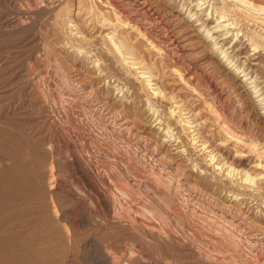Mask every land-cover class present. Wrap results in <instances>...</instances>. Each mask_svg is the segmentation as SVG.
<instances>
[{"label": "bare ground", "instance_id": "bare-ground-1", "mask_svg": "<svg viewBox=\"0 0 264 264\" xmlns=\"http://www.w3.org/2000/svg\"><path fill=\"white\" fill-rule=\"evenodd\" d=\"M99 1L113 14V19L102 16L101 21L103 22L97 26L99 34L96 33V37L98 39L94 41L95 43L90 44L91 48L83 54L85 58H90L93 64L95 62L98 64V60L96 57L93 58L94 56L91 58L89 55H92L91 50L97 49L105 55L109 71L115 77L116 84L114 86L118 90L116 93L118 98L112 102L113 106L105 100L103 93L100 92L101 88L99 89L97 85L94 87L86 78L82 69L73 70L70 64L67 66L71 68L66 66L64 69L67 81L77 86L73 88L74 90L71 89L70 93L74 98H78V101H81L79 100L81 98L87 102L85 104H88L89 109L97 117L95 119H98L99 124L101 122V135L98 136L101 143L97 142L99 152L107 157L112 153L111 158L112 156L116 158V163L119 164L116 169L121 172L124 179L119 180V175V179L116 178L118 171L113 172V165H110V162V164L107 163L112 167L110 171L100 168L102 167L101 163H99L101 166L98 167L96 157H93L95 162L91 159L92 157L88 158L87 156H91L92 153L84 154L82 150H77L78 146L75 142L66 143L67 154L70 153L69 149L71 153L70 155L64 153L69 161L67 167L72 171L76 181L77 194L85 197L89 204L100 205L104 209L106 214L101 224L104 222L113 223L130 230L134 243L130 244V247L127 246L128 248H124L126 247L124 246V250L114 255L109 252L105 244L99 242V239H109L112 231L101 230L98 239L94 227H91L94 224L92 219L83 214L74 215L71 210L60 207L59 202L51 195L54 193L51 190L56 183L57 175L60 174L56 173L54 165L50 164L47 169L41 168L37 171L40 181L45 175L48 176L47 185L43 186L40 181L35 185L38 196L42 197L46 191L49 192V201L42 200L37 205L39 216L26 221L25 232H21L17 228L18 231L14 232L15 243L12 246L3 235L0 236V262L2 264H71L72 259H78L82 264H264V217L260 218L261 222H256L247 216V213L242 211L243 209L240 210L241 208L237 207L242 197L257 198L260 188L257 184L260 179H264V172L259 171L252 175L247 169L236 167L224 157L219 158L220 154L217 155L219 152L215 151L216 149L205 137L206 135H203L201 126L196 127L203 120L196 123L194 118L191 120L188 115H184L191 110L179 106L180 101L176 100L175 94L167 93L156 80L153 81L159 70H152L154 66H146L144 55L139 51L141 42L133 41L135 39L131 38L132 33L135 32L136 36L139 35L147 44L146 48L149 45V50H154L156 54L165 55L171 61L182 64L184 72L190 73L188 76L192 78H190L191 80L194 78L204 80L201 69L198 70V65L196 67L187 57L176 28L166 22L161 12L150 0ZM181 1V4H177L176 0H161L176 11L182 12L194 31L204 32V34L202 33L204 38L209 41L208 51L216 57V63L223 69L218 71L230 73L233 79H238L242 88L248 91L250 100L257 108L258 112H256L264 123V17H258L261 13L264 14V0H231L232 4L229 8L221 4L222 6L218 5L216 8L214 5V8L211 9L212 4H209V0ZM221 2L227 4L225 0ZM206 3L207 5H205ZM243 20L257 21L260 25V32L254 35L250 32H242L241 25L238 26V24ZM105 25L109 26L106 32L102 30ZM118 26L121 28L122 33L120 34L116 29ZM202 28L204 29L202 30ZM82 37L87 39L85 34ZM90 37L88 38L90 39ZM246 40L249 44L247 46ZM61 44L63 45V43ZM234 50H236V54H232ZM250 50L255 51L250 52ZM165 56L164 59H166ZM143 63L144 66H141ZM63 67L65 66L63 65ZM160 67L163 68V66ZM254 72L257 73L254 74ZM175 73L185 85L190 86L197 94H204V92L196 90L199 87L197 85L195 87L192 81H187L189 78L186 77V79L182 71L176 69ZM191 83L194 85L193 87ZM61 86L63 87V85ZM203 87L200 89L202 90ZM131 96L133 99H139L145 105L142 114L144 115L142 132L138 131L134 125L133 120H136L135 117H137L135 109L138 107L132 101L128 103V98ZM218 96L217 91L214 97ZM74 98L72 99L74 100ZM210 99V101L204 100V102L211 114L214 115V120L217 121L220 130L224 131L225 140L233 142L234 145L245 146L249 151H255L258 158L254 166L264 171V133L261 128L263 126L259 125L260 128L257 124V127L247 126L243 122L229 119L230 116L227 117L224 114L223 109L225 108L217 107L212 97ZM72 102H69L63 110L60 109V113L58 112L60 114L58 116L70 123L80 121V110L75 109L72 105L75 101ZM57 118L59 119V117ZM58 119L56 120L58 121ZM73 128L70 125L60 127L62 132L71 129L68 134L71 132L76 137L80 136ZM60 134L58 132V135ZM86 135L89 141L92 140L90 133ZM112 136L115 142L128 143L133 158L141 161V169L130 165L128 161L130 157H127L125 152H121L122 149L115 153L106 147V143L105 146L104 138L111 139ZM160 138L163 139L160 140ZM72 141L74 140L72 139ZM221 142H218V145H221ZM167 144L175 145L174 150L180 155L186 156V161L191 165L190 170H184L182 163L175 159V154L169 153L165 149ZM235 154L242 155L243 153L235 152ZM104 157L101 158H107ZM111 158H108L107 161ZM116 160L114 159V161ZM104 165L103 167H105ZM27 190L28 184L21 177L0 171V204L24 196ZM216 190L224 192L222 195L224 200L219 199V195H215L218 193ZM134 192H144L151 204L148 205L142 202L144 200L140 201L141 199L134 197L139 200L136 201L132 197ZM171 192H177L184 200L180 202H185L188 205L187 215L189 213L193 215L196 205L194 208L192 203L199 200L200 204L201 201H204L208 204H206L207 206H211L216 221L213 235L202 234L194 226L195 224L188 221L189 219L186 217L189 216H186V211L184 212L180 204L173 200ZM139 197L140 195L137 198ZM72 200L79 201L80 198L74 197ZM120 210H126L127 214L120 216ZM124 216L127 218L126 220H124ZM78 229L82 230L80 234L76 233ZM37 233H40L42 237H39ZM118 233H114V235L119 236ZM123 241L125 242L122 236L119 242ZM126 242L129 244V241Z\"/></svg>", "mask_w": 264, "mask_h": 264}, {"label": "rangeland", "instance_id": "rangeland-1", "mask_svg": "<svg viewBox=\"0 0 264 264\" xmlns=\"http://www.w3.org/2000/svg\"><path fill=\"white\" fill-rule=\"evenodd\" d=\"M41 1L0 0V171H4L11 175L21 177L28 184V190L26 193H24V196L17 197L12 201L0 204V236L3 235V237L6 238L12 246V244L15 243L14 232L18 230L21 232H25V230L27 229L26 221L33 220L39 216L37 205L42 200L49 201L50 195L48 191H46L45 194L42 195V197L37 195L35 185L40 181V178L37 177V171L41 168H43V170L47 169L50 164H53L56 173H59L60 175H57L56 183L51 190L54 191V193H52L51 195L56 201L59 202L60 207L71 210L74 215L83 214L92 219L94 224L91 227H94L93 229H95V234L97 235L98 239V235L100 234L101 230L112 231L110 233L111 239H99V242L105 244L109 249V252L116 255L120 251L124 250V246H126L124 248H128L132 245V243H134L133 234L130 230H126L119 225H114L113 223L104 222L103 224H101V221L106 214L104 209L100 205L93 206L91 203L89 204V201L85 199V197H81L77 194L78 190L74 175L72 171L67 167V164L69 162L67 159V155H70L71 150L69 149L70 153L67 154L65 148L66 143L70 144L71 142H75V144L78 146L77 150H82L84 154L87 152L94 155L93 156L92 154H90L91 156L87 157H92L91 159H93L94 162L97 160L96 164L98 167H100L102 164V167L100 168L106 171L112 170L113 167V172L116 170L118 171L116 176L117 179H119L120 177L119 180H122L124 179V177L122 176L121 172L116 169V166L119 164L116 163V158H113V156L111 158L112 153L107 157L99 152L97 142L99 141V144L101 143V139L100 137H98L101 135V122L99 124L98 119H95L96 115L89 109L88 104H85L87 102H85L81 98L79 99L81 101H78V98H74V96L70 93L72 90H74L73 88H76L77 86L73 83L70 84L67 81L66 72L64 69L69 64L70 66H72L73 70L82 69L81 71L84 73L86 78L94 85V87H96L97 85L99 89L101 88V94L103 93L102 95L103 97H105V100L112 105V102L118 98V95L116 94L118 90L115 88L116 86H114L116 84L115 77H113L114 75H112V73H110L109 71L110 69L107 65V60H105V55L97 49L91 50L92 52L90 53H92V55L89 54L91 58L94 56L93 58L96 57V59L98 60V64H96V62L93 64V62L90 61V58L84 57V54L86 51L88 52L89 48H91L90 44L95 43L94 41L98 39V37H96V33L99 34L97 32V26H99V24L103 22L101 21L102 16L113 19V14L109 11L108 8L101 4L99 0ZM150 1L153 2L152 4L155 5L156 8L161 12L164 19H166V22H168L170 26L172 25L171 27L176 28V31L180 36V41L183 42L181 43L183 44L185 53L186 55H188L187 57L196 65V67L198 65L197 69H201L202 76L205 80H199L197 78L191 80L192 78L190 77V79L188 76V74L190 75V73L184 72V67L182 64H180L179 62L171 61L165 55H161V57L159 54H156L154 50H149V45L148 48H146L147 44L142 40V38H140L139 35L136 36L135 32H133L132 34L134 38L133 36L131 38L132 40L135 39L133 41L139 40L141 42L139 51L144 55V62L146 61L147 63L146 66H154V69L152 70H159V72L155 71L157 72V74L156 76H154L155 78L153 77V81L156 80L157 83L160 84L164 91H166L167 93L172 92L173 94H175L176 100L180 101L179 106L181 105L182 108L187 107L191 110L189 113L184 115H188L191 120H193L192 118H194L196 123L203 120L196 127L199 128L201 126L203 135H206L205 137H207L209 142L214 146V148L216 149L215 151L219 152L217 153V155L220 154V159L224 157L229 162H232L236 167L247 169L252 175L259 171H262L263 173V169L254 166V163L258 158L255 151H249L245 146L243 147L241 145H234L233 142L230 143V141L225 140V138L223 137L225 134L224 131L220 130L217 121L214 120V115L211 114L209 108L206 107L207 104L204 102V100H206V102H208V100L210 101V97H212V100H214V103L216 102L217 107L225 108L222 109L227 117L230 116L229 119H233V121L235 122H243L247 126L257 127L256 124L258 125V127L259 125L260 127L263 126L261 128L264 133V123L257 113V108L252 104L248 91L242 88L238 79L232 78V74L228 73V75L224 71V73L222 71H218L223 69L216 63V57L211 55L208 51L209 41L206 40L207 38H204V32L201 31L200 33H197L196 31H194L189 24L190 22L182 12L180 13L176 11L175 9L166 5L164 2H161V0ZM221 1L222 0H209V4H212V7H210V9L214 8V5H216L215 7L217 8L218 5L221 4L225 5L226 7L228 6L229 8L232 4L231 0H225L227 4L222 3ZM161 3L163 6L161 5ZM175 3L181 4L182 1L176 0ZM205 5H207V3ZM258 17H264V14L261 13ZM244 21L245 20H243L242 23L240 22L238 24V26L241 25L240 28H242V32H250L252 33V35L260 32V25L257 21L250 20L243 23ZM108 27V25H105L102 30L106 32ZM255 27L256 29H254ZM116 29H118L117 32L119 34L122 33L120 26H118ZM203 29L204 28H202V30ZM182 33L184 34L182 35ZM84 34L87 39H84L82 37ZM89 36H91V40L88 38ZM244 38L247 39V37ZM247 42L248 41L246 40V43ZM61 43H63V45ZM247 45L249 44L247 43L246 46ZM141 47H144V49H141ZM76 48H78L79 50H77ZM146 49H148L149 51ZM254 51L255 50H250V52ZM232 54H236V50H234ZM240 54L243 55V53ZM55 55L58 56L56 57ZM76 55H78L79 57ZM164 56L166 59H164ZM61 64H63L65 67H63V65ZM60 65L62 66V68ZM70 66H67V68H71ZM141 66H144V63ZM160 66H163L164 69ZM176 69L182 71V74L185 76V78H189H186L187 81H192L193 84H195V87L197 85V87L199 88H196V90H199L202 93L204 92V94H202L203 96L197 94L195 90L193 91L190 86L185 85L175 73ZM256 73L257 72H254V74ZM251 74H253V72H251ZM64 78L66 79L63 80ZM200 82H202L203 84H200ZM193 84L191 83L192 87L194 86ZM206 84L208 85L206 86ZM61 85H63V87ZM64 85L67 87L65 88ZM202 85L206 88V90ZM201 87H203L202 90L200 89ZM175 89L178 90L176 91ZM217 91L219 93V96L217 97L218 99L214 97ZM106 92H108V95L106 94ZM211 93L212 96H210ZM205 95L208 96L206 97ZM72 98H74V100ZM72 101L75 102L73 103ZM130 101L134 102L138 107L137 109H135L138 118L135 117L136 120L134 119L133 121L138 131L142 132V124L144 120V115L142 114L145 105L139 99H133L132 96L128 98V103H130ZM69 102L73 103L72 105H74L75 109L80 110L79 120L81 122L77 121L70 123L67 120L65 121L61 116H58L60 111L63 110V108L67 106ZM218 104L221 105L219 106ZM183 112H186V110H183ZM56 115L57 117H59V119L56 117ZM203 116L204 118L202 119ZM56 119H58V121ZM248 123H250V125H248ZM64 125H70V127L72 128L74 127L73 129H75V131L80 136L77 135V138L75 134H71V132H69L68 134V131H70L71 129L62 132L60 127L63 128ZM76 126H78L77 129ZM58 132L59 134L61 133L63 135H58ZM87 133H90V135H92V140L89 141L88 136L86 135ZM96 137L98 138L96 139ZM112 137L111 139L109 137H106L107 139L104 138L103 143L107 144V146L106 144L105 146L115 153L118 150L122 149L121 152H125V154H127V157H130L128 158L130 165L134 166L135 168L141 169L142 163L139 159L136 160L135 158H133L128 143L123 142L122 144L117 140V142H115L114 137ZM72 139L74 141H72ZM162 139L163 138H160V140ZM218 142H221V145H218ZM168 144L165 149H167L169 153L175 154V159L178 160V162L182 163L184 170H190L191 165L186 161V156L177 153V151L174 150L175 145L170 146ZM122 146L124 147L122 148ZM127 151L129 152L127 153ZM64 152H66L67 155H65ZM235 152H241V154H243H238V156L237 154H235ZM104 156L107 158H105ZM93 157H96V160ZM101 157H104L105 159ZM108 158L111 159L107 161ZM114 159L116 161H114ZM138 160L140 161V163ZM107 163L113 166L111 167ZM103 164H105V167H103ZM47 177L48 176L45 175L40 181L43 186L47 185ZM199 186L201 185L199 184ZM257 186L260 187L257 198H249L247 196L242 197L240 199V204L237 205V207L241 208L240 210L243 209L242 211H244L245 214L247 213V216H249L253 220H256V222H261L260 218L264 217V179H260ZM216 191L218 193H215V195H219V199L224 200V196H222L224 192H220V190ZM140 193L134 192V195H132V197H135L139 200L141 199L140 201L144 200L142 202L150 205L151 203L149 202V199L147 200L148 196L146 197L144 192H142L141 194ZM172 193L173 192H171L170 195L174 197H172L173 200L179 203L181 209H184V212L186 211V216H189L186 217L187 219H189L188 221L193 225L195 224L194 226L197 227L198 231L202 232V234L213 235L216 221L215 217H213L214 215L211 206H207L208 204L204 201H201L202 203L200 204L199 200L197 201L198 203H192V205H194V208L196 205V213L194 212L195 214L193 213V215L189 213V215H187V213L189 212L188 205L185 202L181 203L184 200L180 198L177 192L173 194ZM139 195L140 197L137 198ZM142 195L144 196L143 199ZM70 197H79L80 200L75 201ZM178 198H180L181 200H178ZM126 212V210H120L119 215L123 216ZM124 218V220L127 219L125 216ZM212 220H214L215 222H213ZM81 232L82 230L80 229L76 230L77 234H80ZM114 233H118V235L120 234V237L115 236ZM38 235L39 237H42L40 233ZM122 236L124 237L125 242L129 241V244L128 242L125 243L124 241V244L123 242H119ZM125 236L129 238H125ZM70 263L82 264L78 259H72ZM0 264H2V262H0Z\"/></svg>", "mask_w": 264, "mask_h": 264}]
</instances>
